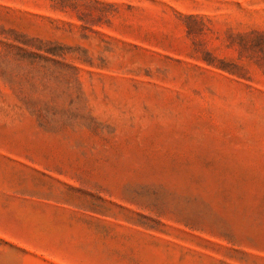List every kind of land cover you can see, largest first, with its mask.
<instances>
[{
  "label": "rangeland",
  "instance_id": "374dc122",
  "mask_svg": "<svg viewBox=\"0 0 264 264\" xmlns=\"http://www.w3.org/2000/svg\"><path fill=\"white\" fill-rule=\"evenodd\" d=\"M0 264H264V0H0Z\"/></svg>",
  "mask_w": 264,
  "mask_h": 264
}]
</instances>
